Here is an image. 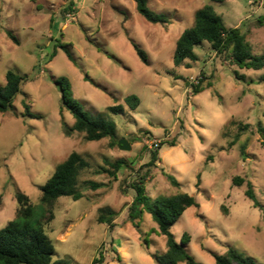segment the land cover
Here are the masks:
<instances>
[{"label":"rangeland","instance_id":"obj_1","mask_svg":"<svg viewBox=\"0 0 264 264\" xmlns=\"http://www.w3.org/2000/svg\"><path fill=\"white\" fill-rule=\"evenodd\" d=\"M70 2L75 12L64 11ZM205 5L226 26H239L253 53L264 56V0H147L150 10L167 19L155 24L138 13L133 0H0V85L8 69L28 76L13 109L0 113V228L14 217L17 190L35 206L33 223L42 220L40 187L76 151L89 163L79 177L83 196L58 198L51 208L53 219L42 220L54 259L157 264L153 255L164 253L165 237L149 214L133 222L128 216L135 198L131 183L146 175L149 197L184 192L199 204L187 208L170 228L177 242L183 233L189 236L186 247L196 262L214 264L213 254L234 247L264 264V219L244 196L250 181L264 205V81H258L264 68L240 69L206 42L194 49L198 59L190 67L173 64L178 37ZM130 39L146 53L147 64ZM58 42L68 45L76 65L60 48L49 60ZM85 74L98 86L85 81ZM61 77L69 80L88 115L115 123L116 144L65 134L64 124L71 126L74 119L67 110L60 112L61 94L53 81ZM196 83L204 90L194 95ZM129 95L140 100L135 109L125 102ZM23 102L39 118L22 117ZM113 105L124 112H110ZM121 139L128 150L117 147ZM155 149L158 159L151 165ZM116 160L126 166L115 177L96 172L100 167L112 170L106 161ZM164 173L179 185L172 186ZM235 176L245 182L232 186ZM87 180L100 186L86 187ZM105 207L116 211L112 227L97 222Z\"/></svg>","mask_w":264,"mask_h":264},{"label":"trees","instance_id":"obj_2","mask_svg":"<svg viewBox=\"0 0 264 264\" xmlns=\"http://www.w3.org/2000/svg\"><path fill=\"white\" fill-rule=\"evenodd\" d=\"M138 13L150 23H166L167 19L162 14H157L147 6V0H133ZM216 3H223L225 0H212ZM65 12H75L73 3L70 2L64 9ZM7 36L17 43L15 37L8 31ZM208 43L215 54L224 55L232 64L240 69L260 70L264 68V56L253 53L251 43L246 39L245 33L240 27L226 26L211 5H205L194 13L193 25L186 28L178 37L173 53V64L175 66L190 67V63L198 59L194 49L203 43ZM130 43L144 64L148 63L146 53L132 40ZM60 48L65 53L67 59L76 65L67 44L56 43L49 54L51 60ZM237 79H243L234 72ZM84 80L96 85L85 74ZM28 76L22 75L14 70L8 69L5 73V82L0 85V113H5L13 109L15 97L21 93V85L27 81ZM259 82L264 81V75L260 76ZM61 94L60 112L67 110L74 121L71 126L64 124L65 134L68 136L72 132L82 133L87 141H99L108 138L112 144H116V125L114 122L96 119L84 111L80 100L74 97L69 80L65 77L53 81ZM204 89L196 83L192 85L195 94ZM125 102L130 109H135L139 105V98L136 95H129ZM24 113L22 117L39 118L33 114L29 106L23 102ZM108 110L114 114H122V106H109ZM248 125H243L245 129ZM240 129V128H239ZM238 135L230 142L235 144ZM244 145L240 147V155L244 157ZM152 150L150 153V164L153 165L158 159V151ZM112 170L100 167L97 173H108L115 177L116 171L123 168L125 162L116 160L113 163L107 162ZM89 168V163L78 152L72 151L67 158L59 163L51 176L40 187V202L45 206L42 220L51 221L53 219L52 206L60 197L68 196L73 200L82 198L80 191L79 177L81 173ZM166 179L172 186H178V181L170 174L164 173ZM146 175L131 183V188L135 192V198L129 208L128 216L133 222L140 219L143 213L150 215L157 225V232L165 237L166 250L160 255H153L157 264H200L189 254L186 245L189 236L182 234L180 242L175 240L171 233V226L189 207H198L195 198L188 193L180 192L173 195H157L149 197L145 192ZM245 180L240 176L232 178V186H241ZM84 186L96 189L99 183L84 181ZM244 196L251 202L252 206L259 209L262 219H264V205H261L256 198L252 188V183L246 181ZM16 209L12 220L8 221L4 227L0 228V264H66L61 259H54L55 250L51 238L46 234L43 221L38 220L33 223L36 216L35 206L22 191L17 190L14 194ZM116 211L109 207L100 208L97 222L106 223L113 226ZM214 264H259L252 258L242 255L234 247H229L223 254H213ZM96 262V261H95Z\"/></svg>","mask_w":264,"mask_h":264},{"label":"water","instance_id":"obj_3","mask_svg":"<svg viewBox=\"0 0 264 264\" xmlns=\"http://www.w3.org/2000/svg\"><path fill=\"white\" fill-rule=\"evenodd\" d=\"M117 147L122 149V150H128L129 149V146L124 139L117 141Z\"/></svg>","mask_w":264,"mask_h":264},{"label":"built area","instance_id":"obj_4","mask_svg":"<svg viewBox=\"0 0 264 264\" xmlns=\"http://www.w3.org/2000/svg\"><path fill=\"white\" fill-rule=\"evenodd\" d=\"M153 146H155V147H156V146H157V145H156V143H154V144H153Z\"/></svg>","mask_w":264,"mask_h":264}]
</instances>
